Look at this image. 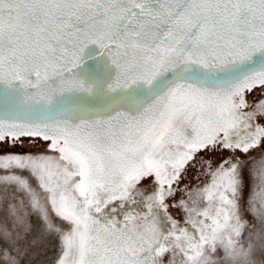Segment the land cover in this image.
I'll return each instance as SVG.
<instances>
[{
    "label": "snow or ice",
    "instance_id": "6c2138e0",
    "mask_svg": "<svg viewBox=\"0 0 264 264\" xmlns=\"http://www.w3.org/2000/svg\"><path fill=\"white\" fill-rule=\"evenodd\" d=\"M0 264H264V0H0Z\"/></svg>",
    "mask_w": 264,
    "mask_h": 264
},
{
    "label": "rangeland",
    "instance_id": "374dc122",
    "mask_svg": "<svg viewBox=\"0 0 264 264\" xmlns=\"http://www.w3.org/2000/svg\"><path fill=\"white\" fill-rule=\"evenodd\" d=\"M51 255H52V253L50 252V253H49V256L51 257Z\"/></svg>",
    "mask_w": 264,
    "mask_h": 264
}]
</instances>
